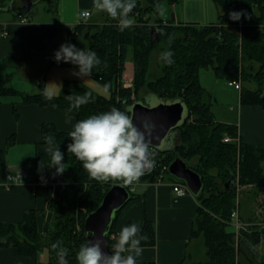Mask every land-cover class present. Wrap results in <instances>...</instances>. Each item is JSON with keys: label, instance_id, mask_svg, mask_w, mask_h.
I'll list each match as a JSON object with an SVG mask.
<instances>
[{"label": "trees", "instance_id": "obj_1", "mask_svg": "<svg viewBox=\"0 0 264 264\" xmlns=\"http://www.w3.org/2000/svg\"><path fill=\"white\" fill-rule=\"evenodd\" d=\"M51 1L54 5L50 9L56 12L59 0ZM162 1L136 0V7L129 14L135 24L124 31L118 27V21L105 12L100 20H81L69 29L67 44L84 37L89 41L86 50L97 53L101 63L92 69L91 75L110 90L109 96L96 93L80 80H67L60 92L49 99L43 88L37 93L16 89L9 84L13 72L4 73L0 68V103L7 95H20L24 103L57 105L78 122L113 107L131 116L133 103L145 101L138 96L141 89L162 100L184 99L187 114L172 130L175 133L173 145L151 148L155 166L140 178V181L157 182L160 175L165 180V174L169 173L172 179L183 181L169 172V165L177 156L202 176L203 187L195 195L199 207L193 219L191 239L198 240V255L204 248L205 257L197 260L198 256L192 258L189 251L180 264H187L189 259H194L191 264H264V256L258 260L249 250L252 245L262 244L264 238V144L245 141L238 124L217 120L209 93L200 79L201 70L211 67L218 77L229 82L253 80L256 87L242 89L240 101L264 106V0H214L220 8L219 19L208 24L175 22V15L166 20L157 11ZM168 1L176 4L180 0ZM23 6V0H0V12L10 10L26 15ZM231 11L246 15L232 21L229 19ZM27 15L29 17V13ZM153 30L157 32L154 41L151 39ZM169 37H173L171 43ZM167 51L174 54L171 65L161 59L162 53ZM155 52L160 54V74L150 77ZM130 53L134 76L132 84L127 86L122 77ZM85 93L91 94L89 102L73 108V101L67 96ZM16 115L19 116L17 110ZM68 134L69 131L59 129L55 123L42 125L43 138L53 137L54 147H59L63 153L66 170L58 175L60 196L51 199L44 209H28L22 221L0 222V248L12 246L22 255L35 257L45 252L46 259H37L35 264H58L56 250L51 247L58 241L67 251L68 264H78L76 254L87 242L85 219L99 207L112 185L91 179L81 162L68 153L67 146L72 142ZM226 136L231 140H224ZM128 188L131 197L117 210L108 234L112 249L116 243L112 235L117 233L118 218L138 197L130 186ZM242 203L251 206L247 219L241 215L248 225L239 232L229 230L231 214ZM48 213H52L50 220ZM142 236L146 237L141 241L143 245L156 243L155 226L149 219L143 223ZM136 264L154 263L136 257Z\"/></svg>", "mask_w": 264, "mask_h": 264}, {"label": "crops", "instance_id": "obj_2", "mask_svg": "<svg viewBox=\"0 0 264 264\" xmlns=\"http://www.w3.org/2000/svg\"><path fill=\"white\" fill-rule=\"evenodd\" d=\"M91 7H94V0H59L54 15L48 13L34 17L30 11L26 21H22L15 12L1 11L0 68L4 73L13 72L21 77V80H15L14 85L12 80L9 84L23 92L37 93L43 88L56 95L65 81L78 80L59 78L50 80L49 83V79L45 77L46 72L54 66L78 65L56 62L54 58L38 53L59 50L62 44H66L69 29L81 22V10L89 9L93 15L94 9ZM61 32L66 35L59 39ZM72 44L76 46V42ZM40 78L43 81L42 87L39 85ZM240 106L238 126L242 138L250 143L264 144V106L242 104L241 101ZM16 110L19 116L16 115ZM45 122L55 123L59 129L70 132L76 119L64 113L57 105L24 103L20 95H7L2 98L0 222L22 221L28 209H44L51 199L60 196L61 180L56 174V168L49 167L52 156L42 135V125ZM13 172H22L23 180L9 182L8 173ZM176 181L170 176L159 182L139 180L133 188L138 197L126 206L118 218L117 233L114 234L117 238L120 230L132 223L140 226L142 236L145 219L153 222L156 243L146 246L141 242L143 252L138 257L141 260L152 261L154 264H180L190 251L193 240L192 223L199 202L192 193L177 195L173 189ZM39 221L42 223L43 218ZM9 251L11 257L16 259L14 250ZM7 259L6 251H1L0 264H6ZM44 259L41 254L40 260Z\"/></svg>", "mask_w": 264, "mask_h": 264}, {"label": "clouds", "instance_id": "obj_3", "mask_svg": "<svg viewBox=\"0 0 264 264\" xmlns=\"http://www.w3.org/2000/svg\"><path fill=\"white\" fill-rule=\"evenodd\" d=\"M135 7L136 0H94V8L117 20L121 31L135 24V20L129 17ZM157 11L164 16L166 10L163 5H157ZM81 15L87 18L88 13ZM245 15L243 12L231 11L229 19L239 21ZM172 39L173 37H169V43ZM173 55V52L167 51L162 53L161 59L165 64L171 65L174 63ZM54 59L56 62L78 65L79 72L74 73L78 76H90L92 69L101 63L95 51L81 50L74 44L67 43L62 44L54 53ZM45 95L52 98L50 91L45 90ZM90 96V93H85L67 98L73 101V108H79L89 102ZM153 130L154 125L149 120L142 121L140 127H137L129 114L113 107L110 111L76 122L68 134L72 142L68 144L67 151L81 162L91 179L102 183L118 181L122 186L129 187L155 166L149 140ZM44 139L52 156L49 167H55L57 175L63 174L66 170L63 153L59 147H54L53 137L46 136ZM140 232L141 228L137 223L124 226L118 238L113 237L116 243L111 255L101 250V240L88 241L81 245L76 254L78 264H136V257L143 252L141 241L146 239ZM51 247L56 250L58 264H68L67 251L61 247V242L58 241Z\"/></svg>", "mask_w": 264, "mask_h": 264}, {"label": "rangeland", "instance_id": "obj_4", "mask_svg": "<svg viewBox=\"0 0 264 264\" xmlns=\"http://www.w3.org/2000/svg\"><path fill=\"white\" fill-rule=\"evenodd\" d=\"M54 5V3L51 0H37L34 2L32 10H31V16L38 17L42 15H47L48 13H51V15L56 13L55 11L51 10L50 8ZM160 5H163L165 8V15L161 16L166 20L173 19V15H175L177 22L179 21H192V22H200L201 24H208L210 22L217 21L219 19L220 14V8L219 6L214 2V0H180L176 4H171L168 0H164L161 2ZM93 10V15L90 17L89 20L94 19H102L104 12L97 11L94 7H91ZM9 12L10 10H5ZM16 13V12H15ZM30 14V12H29ZM27 15V14H26ZM28 16V15H27ZM66 34L61 32L58 35L59 39H62L65 37ZM59 41V40H56ZM55 41V42H56ZM88 39L84 37H79L76 40V48L84 50L85 46L88 45ZM57 50H49L47 53L40 52L38 54L47 55L50 58H54V53ZM37 53V52H36ZM34 53L38 56V54ZM44 55V56H45ZM42 58V56H41ZM43 59V58H42ZM160 54L158 52H155L152 58V65L150 70V77H156L160 74ZM69 69V70H67ZM69 71V72H65ZM79 72V67L77 66H54L52 69L46 72V78L50 80H55L59 78H66V79H78L88 86H90L96 93L109 96L110 90L103 85L98 79L94 78L92 75L90 76H78L74 75V73ZM134 76V65L132 60V54L130 53L128 56V61L126 64V70L123 74L122 80L124 81L125 85L126 83H129L130 78L133 79ZM200 79L202 84L206 87L209 98L212 101V111L215 114V117L217 120L228 122V123H235L239 124V113H240V95L242 89L246 88H255L256 82L253 80L249 81H243L241 79L238 80V82L241 83V89L236 88L235 85H231L229 83V80L226 78L218 77L214 70L209 67L201 70L200 73ZM18 80H21L20 76H17V74H13L11 83L14 85ZM133 81V80H132ZM132 84V83H131ZM130 84V85H131ZM128 86V85H127ZM147 94V95H146ZM139 98L142 100H145L144 102L154 105L158 101V98L153 94H148L147 91L141 89L139 94ZM166 143H163V146H165ZM194 163V160L192 161ZM191 162V163H192ZM166 177H169L170 174L166 173ZM251 206L246 203H242V205L238 208L240 211V215H243L245 219H247L251 215ZM52 217V213H48L47 218L50 220ZM229 230H236V226L231 222V224L228 226ZM115 237V235H112V238ZM198 240L193 239L190 246V252L193 254L192 258H197V260H200L205 257V250L203 248V251L199 253L198 255ZM9 249L14 250V254L16 256V259H13L11 257V253ZM245 249L248 250V247L245 246ZM249 250L251 252H254L256 254V257L258 260L262 256H264V238L262 240V244L259 245H252ZM1 251H6V255L9 259L6 262V264H13L15 262H18L17 264H35L37 259L40 261L41 254H39L38 257L35 256H25L22 255L18 249L8 246L5 248H1ZM0 251V252H1ZM44 255V258L46 259V253H42ZM4 260V259H3ZM192 260L189 259L187 264H191Z\"/></svg>", "mask_w": 264, "mask_h": 264}, {"label": "water", "instance_id": "obj_5", "mask_svg": "<svg viewBox=\"0 0 264 264\" xmlns=\"http://www.w3.org/2000/svg\"><path fill=\"white\" fill-rule=\"evenodd\" d=\"M33 4L34 0H24L23 7L27 13L32 10ZM156 38L157 32L153 30L151 39L154 41ZM39 85L40 87L43 85L41 78ZM157 101L154 105L141 100L135 101L130 107L131 117L137 127H140L144 120H149L154 125V130L149 137L151 147L168 148L173 145L175 133L172 130L185 120L187 108L184 99L167 101L158 98ZM164 142L166 143L165 146H163ZM169 172L183 180L193 195H198L201 191L203 187L202 176L181 157L177 156L170 163ZM130 197L131 192L128 187L122 186L121 183L111 185L99 207L90 212L85 219L87 242L101 240V250L111 255L113 249L109 245L108 234L117 210L124 206Z\"/></svg>", "mask_w": 264, "mask_h": 264}, {"label": "built area", "instance_id": "obj_6", "mask_svg": "<svg viewBox=\"0 0 264 264\" xmlns=\"http://www.w3.org/2000/svg\"><path fill=\"white\" fill-rule=\"evenodd\" d=\"M87 12L88 16L87 18L82 17V13ZM19 18L22 21H26L28 19V17L26 15H24L23 13H19L18 14ZM92 16V12L89 9H83L80 12V18L81 20L84 21H88L90 19V17ZM130 80L129 83H126L128 86H130V84L132 83V78L128 79ZM231 85H235L236 88L241 89V83L240 82H229ZM226 141L231 140V137L226 136L225 139ZM153 148V147H152ZM151 149V148H150ZM11 177V178H9ZM24 178V174L22 172H13V173H8V181L9 182H14V181H22ZM163 180V175L159 176V179L157 182L162 181ZM111 184H115V183H121V182H113V181H109ZM135 185V184H134ZM134 185L130 186L133 190ZM173 189L174 191L177 193V195H184L187 193H191L189 187L187 186V184L184 181H176L173 184ZM231 222H233V224L236 226V231L239 232L240 229L245 228L248 223H245L244 221H242L241 219V215H240V211L238 208H236L232 214H231Z\"/></svg>", "mask_w": 264, "mask_h": 264}, {"label": "flooded vegetation", "instance_id": "obj_7", "mask_svg": "<svg viewBox=\"0 0 264 264\" xmlns=\"http://www.w3.org/2000/svg\"><path fill=\"white\" fill-rule=\"evenodd\" d=\"M23 3H24V0H23Z\"/></svg>", "mask_w": 264, "mask_h": 264}]
</instances>
